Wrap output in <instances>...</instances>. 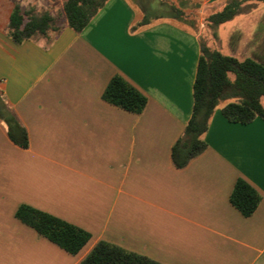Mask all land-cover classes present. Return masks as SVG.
I'll return each instance as SVG.
<instances>
[{
	"label": "crops",
	"instance_id": "obj_1",
	"mask_svg": "<svg viewBox=\"0 0 264 264\" xmlns=\"http://www.w3.org/2000/svg\"><path fill=\"white\" fill-rule=\"evenodd\" d=\"M194 1L196 27L165 17L137 28L152 0H106L78 32L66 0L60 17L52 0H0V107L28 134L21 148L0 119V264H79L102 241L161 264H264V119L230 122L229 102L218 106L206 149L183 168L172 161L193 113L202 19L227 0ZM255 1L209 47L264 64V3ZM16 8L26 21L48 14L53 22L16 42ZM117 75L146 97L141 113L103 100ZM239 178L261 195L249 217L230 200ZM24 205L89 241L66 252L16 217Z\"/></svg>",
	"mask_w": 264,
	"mask_h": 264
},
{
	"label": "trees",
	"instance_id": "obj_2",
	"mask_svg": "<svg viewBox=\"0 0 264 264\" xmlns=\"http://www.w3.org/2000/svg\"><path fill=\"white\" fill-rule=\"evenodd\" d=\"M152 5L143 9L144 17L137 28L148 25L151 19L173 18L196 27L198 6L194 0H152ZM253 0H227L222 8L206 13L202 23L211 28L213 35L222 24L234 19L242 11L243 3ZM106 0H66L64 11L69 25L82 31L99 12ZM261 4L264 0H256ZM254 6H248L246 11ZM190 12V16L186 14ZM245 11V10H244ZM153 14V15H152ZM25 15L16 8L10 19L11 36L16 42L30 37L35 32H45L53 22L48 14L25 20ZM194 18L192 19V16ZM190 18V19H189ZM201 39V55L193 88L194 106L184 134L172 149L175 167L183 168L207 147L203 135L208 130L211 116L221 101L235 99L226 104L223 115L235 123L247 124L256 117L264 119V64L254 59L237 60L211 48ZM229 74L233 75L231 79ZM103 100L126 111L139 114L147 103L146 97L122 76H114L102 96ZM0 119L4 121L8 136L21 148L28 147V134L16 115L3 104ZM232 205L245 216H251L258 208L261 195L247 181L239 178L230 197ZM16 217L30 226L39 235L47 238L70 254H78L90 239L89 233L60 218L38 209L21 206ZM79 264H161L146 256L128 251L108 242H99Z\"/></svg>",
	"mask_w": 264,
	"mask_h": 264
},
{
	"label": "rangeland",
	"instance_id": "obj_3",
	"mask_svg": "<svg viewBox=\"0 0 264 264\" xmlns=\"http://www.w3.org/2000/svg\"><path fill=\"white\" fill-rule=\"evenodd\" d=\"M60 1L61 0H52V7H53L52 11H54L55 14H57L58 17L61 16V10H62ZM203 26H204V24H203ZM224 26H226V25H222L220 27V29L217 30V36L219 38V43L223 42L225 34H226V29H225L226 27H224ZM202 39H203V41L205 42V44L207 46L215 44V39L213 38V31H212L211 28L206 29L204 27L203 34H202ZM220 49H221V47H220ZM233 101H234L233 99L222 101L219 106H223L226 103L233 102Z\"/></svg>",
	"mask_w": 264,
	"mask_h": 264
}]
</instances>
